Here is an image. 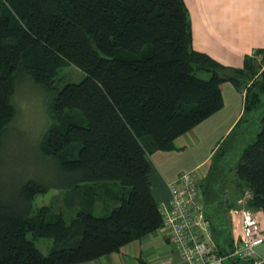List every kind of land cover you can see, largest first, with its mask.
Instances as JSON below:
<instances>
[{"label":"trees","instance_id":"trees-1","mask_svg":"<svg viewBox=\"0 0 264 264\" xmlns=\"http://www.w3.org/2000/svg\"><path fill=\"white\" fill-rule=\"evenodd\" d=\"M261 65L263 50L244 56L239 68L193 50L182 0H0V141L14 116L18 76L49 91L51 124L37 150L56 170L58 191L77 200L65 221L49 207L32 208L50 189L38 178L0 196V264L91 262L156 231L161 215L149 191L148 157L172 151L175 138L217 112L224 82L243 93L234 127L244 116H258L254 136L235 144L233 175L241 199L249 194L244 207L264 215ZM64 67L83 77L55 88ZM228 154L224 139L211 160L223 162ZM214 166L201 194L214 248L224 256L232 240L210 221L221 192L205 188ZM95 204L106 215L92 216ZM40 239L51 241L45 254L35 245Z\"/></svg>","mask_w":264,"mask_h":264},{"label":"crops","instance_id":"crops-1","mask_svg":"<svg viewBox=\"0 0 264 264\" xmlns=\"http://www.w3.org/2000/svg\"><path fill=\"white\" fill-rule=\"evenodd\" d=\"M182 2L188 15L193 50L230 68H239L243 57L251 56L255 50L264 51V0H182ZM227 84L230 85L227 82L219 85L222 107L217 112L175 138L172 141V151H157L149 155V191L159 209L169 210L167 184L181 173L194 171L197 173V200L205 203L201 185L205 183L203 179L212 166L209 160L216 146L223 140L242 111L243 93ZM226 103H235V108L227 111ZM218 136H221L220 139L211 147ZM209 143L211 145L205 151L204 147ZM205 162L207 167L203 169L202 165ZM225 173L224 175L217 167L207 178L205 188L207 187L210 193H214L215 190L221 192L216 200L217 214L211 220L225 228L233 241L239 234L238 210L242 202L235 187L233 170ZM254 212L259 215L258 228L264 230V215L260 211ZM255 253L261 258V264H264V243L255 248ZM79 264L182 263L170 246L167 235L156 230L120 247L116 253Z\"/></svg>","mask_w":264,"mask_h":264},{"label":"rangeland","instance_id":"rangeland-1","mask_svg":"<svg viewBox=\"0 0 264 264\" xmlns=\"http://www.w3.org/2000/svg\"><path fill=\"white\" fill-rule=\"evenodd\" d=\"M260 70H264V65H261ZM82 77V74L73 67L61 68L54 79L53 87L59 89L68 83H79ZM199 77L207 79L208 75L200 74ZM227 86L230 85L227 84ZM50 95L49 91L39 86H34L23 76H18L12 96V104L15 111L14 116L0 141V196L7 197L9 193L17 188L19 182L27 178H38L50 185V189L47 193L37 195L34 198L32 208L49 207L52 215L60 213L62 218L68 221L75 214L77 200L73 204L71 198H69L68 202L65 193L58 191L57 184H59V178L56 170L39 155L37 150L41 135L51 124L47 115L48 105L51 102ZM225 108L227 111H232L235 108V103H226ZM257 120V115H251L244 116L235 127L234 125L237 121L234 123L223 138L231 152L223 162H220L217 157H214L213 160L210 159L209 162L211 164L214 162V168L219 167L224 175L226 171L233 170L237 160V157L234 155L235 144L239 141L251 139L254 136L257 131ZM220 137L215 138L212 145L211 143L206 145L204 150L206 151L209 145L212 147ZM202 167L206 169L207 162ZM228 175L229 178L232 177L230 172ZM226 179L227 177H225ZM95 206L96 208L91 212L92 216L103 217L106 215L103 212L104 206L100 204H95ZM210 221L214 227L215 220H211L210 218ZM35 245L42 254H45L47 248L51 245V241L40 239Z\"/></svg>","mask_w":264,"mask_h":264},{"label":"built area","instance_id":"built-area-1","mask_svg":"<svg viewBox=\"0 0 264 264\" xmlns=\"http://www.w3.org/2000/svg\"><path fill=\"white\" fill-rule=\"evenodd\" d=\"M197 173L179 174L167 184L169 210L159 209L161 226L158 232L167 235L169 244L182 264H261L255 248L264 243V230L258 228L259 215L244 207L249 198L244 193L239 234L232 241L231 250L224 256L216 253L210 232V222L205 218L204 204L197 200Z\"/></svg>","mask_w":264,"mask_h":264}]
</instances>
